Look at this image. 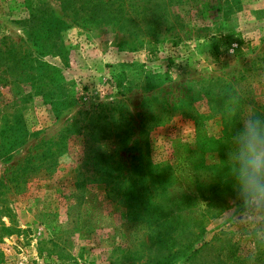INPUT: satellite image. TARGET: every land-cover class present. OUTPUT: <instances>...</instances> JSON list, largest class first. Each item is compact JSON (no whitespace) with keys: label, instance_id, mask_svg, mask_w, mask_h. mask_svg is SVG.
<instances>
[{"label":"rangeland","instance_id":"rangeland-1","mask_svg":"<svg viewBox=\"0 0 264 264\" xmlns=\"http://www.w3.org/2000/svg\"><path fill=\"white\" fill-rule=\"evenodd\" d=\"M89 3L0 0V264H264L226 212L264 0Z\"/></svg>","mask_w":264,"mask_h":264},{"label":"clouds","instance_id":"clouds-1","mask_svg":"<svg viewBox=\"0 0 264 264\" xmlns=\"http://www.w3.org/2000/svg\"><path fill=\"white\" fill-rule=\"evenodd\" d=\"M226 110L235 120L226 160L235 196L226 212L255 252L264 248V112L240 109L236 96Z\"/></svg>","mask_w":264,"mask_h":264},{"label":"trees","instance_id":"trees-1","mask_svg":"<svg viewBox=\"0 0 264 264\" xmlns=\"http://www.w3.org/2000/svg\"><path fill=\"white\" fill-rule=\"evenodd\" d=\"M114 1V0H113ZM112 0H89V4H91L90 8L88 6V9L90 12L89 13V17L91 19L95 18L97 19L98 17L101 19H104L107 17V15H111L112 19L114 18L115 20H118L119 17H122L123 20H118L119 24L120 23H124L126 21V14H125V10L123 8L122 3L119 4H114ZM88 4V5H89ZM125 4V3H123ZM115 6V7H113ZM113 7V8H112ZM64 5H63V9H64Z\"/></svg>","mask_w":264,"mask_h":264}]
</instances>
